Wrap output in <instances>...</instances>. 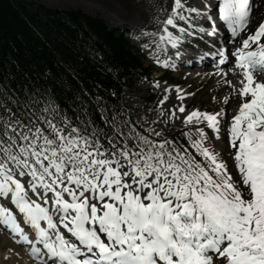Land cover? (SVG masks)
Returning a JSON list of instances; mask_svg holds the SVG:
<instances>
[{
  "label": "snow or ice",
  "instance_id": "snow-or-ice-1",
  "mask_svg": "<svg viewBox=\"0 0 264 264\" xmlns=\"http://www.w3.org/2000/svg\"><path fill=\"white\" fill-rule=\"evenodd\" d=\"M261 3L220 0L227 39L235 42ZM211 10L207 3L201 9L173 0L157 21L161 31L150 33L158 38L152 43L171 45L180 57L188 36H218L214 25L209 31L200 24L212 20ZM262 37L264 21L235 49L227 71L219 67L230 63L222 41L198 57H210L222 78L229 71L242 77L234 91L247 99L230 122L223 110L185 113L183 103L165 110L171 86L164 89L153 123L203 124L211 136L205 127L182 133L194 152L163 136V129L137 131L122 112L109 113L99 96L93 99L103 127L79 96L80 112L70 116L50 85L26 86L22 96L3 87L0 228L27 247L36 264H264V79L254 75L264 73ZM155 61L175 67L159 56Z\"/></svg>",
  "mask_w": 264,
  "mask_h": 264
},
{
  "label": "trees",
  "instance_id": "trees-1",
  "mask_svg": "<svg viewBox=\"0 0 264 264\" xmlns=\"http://www.w3.org/2000/svg\"><path fill=\"white\" fill-rule=\"evenodd\" d=\"M142 64L123 35L99 18L74 17L29 0H0V91L7 87L22 96L26 86L50 85L70 116L80 112L79 96L103 127L93 97L99 96L109 113H123L121 80L143 74Z\"/></svg>",
  "mask_w": 264,
  "mask_h": 264
},
{
  "label": "rangeland",
  "instance_id": "rangeland-1",
  "mask_svg": "<svg viewBox=\"0 0 264 264\" xmlns=\"http://www.w3.org/2000/svg\"><path fill=\"white\" fill-rule=\"evenodd\" d=\"M159 1L160 0H29V2L40 3L50 9H59L69 12L75 10L80 14L99 18L106 26L114 30L117 34L121 33L128 38L132 50L135 53H139L144 66H151L153 69L152 74L146 78H140L134 74L127 76L121 93V100L123 102L124 100H127V105L129 107H127L128 111H131L133 117L146 131L149 127L154 128L156 131H161V129H163V136L170 137L174 133L184 129L189 130L194 127H205L203 124H200L189 125L188 128H185L180 121L181 119H179V125L172 129H166L163 126V121L165 119L159 123H153V121H157L161 111V106L158 105V101L163 98L164 89L169 87V85L165 87V82L162 78H159L163 73V78L168 74L170 75V78H174V80L181 81L185 84V88H180L183 91L179 93V95L183 96V100L177 99V88L171 86V92L168 94L169 98L162 106L165 110L172 109L173 106H178L180 103H183L185 113L190 112L193 109H199L201 112L209 113L220 112L223 110L226 114L227 121L230 122L231 117L235 115L237 108L243 99L237 91H234V88L239 89L241 87L238 83L242 78L240 75L233 74L229 71L228 76L225 79L220 75H212L217 71V69L214 68L201 69L202 67L198 66H193V68L184 67V70L188 73L178 71L173 67L165 68L156 63L155 57L152 55L153 53H151L152 50L150 49V46L148 47V50L145 46L146 44L139 38V35L145 30V24L142 19L138 20L137 12L143 13V15L146 13L148 14L150 9L154 7L155 4H158ZM194 1H196L197 7L201 8L202 0ZM172 2L173 0H168V14L172 7ZM185 4L187 7L193 6L187 5L186 2ZM164 8H166V6ZM165 11L166 10H162V16L160 15L161 17H157V20L153 25V32L161 31L162 25L156 29L158 26L157 21L162 22L166 18L168 14L166 13V16L164 17L163 13ZM260 21H264V6L259 10V13H254L253 23L252 25H249L246 32H250V30ZM178 23L188 27L187 22L178 21ZM204 23L205 21H200V24L205 28ZM170 30L174 32L178 31L172 29L171 26ZM189 30L198 32V28H189ZM152 39H154L153 36ZM199 41L201 43L203 42V39L200 38V34L196 36H188L183 40L181 45H179L182 53L180 57L188 59L195 56L193 53L197 52L200 48ZM158 51H160V49H158ZM169 53L171 55L173 51H169ZM169 53L167 54L169 55ZM162 54H165V52ZM236 72L239 73V69H237ZM225 80H230L232 84H226ZM156 81L159 82V87L156 86ZM184 93H190L191 95L184 96ZM225 97H228L227 102L225 101ZM182 115L183 114L177 113L178 117ZM23 253L24 250L17 247L8 234L6 235L4 232L0 231V264H32L24 260L22 257Z\"/></svg>",
  "mask_w": 264,
  "mask_h": 264
},
{
  "label": "bare ground",
  "instance_id": "bare-ground-1",
  "mask_svg": "<svg viewBox=\"0 0 264 264\" xmlns=\"http://www.w3.org/2000/svg\"><path fill=\"white\" fill-rule=\"evenodd\" d=\"M185 2L187 3V5H193L191 7H195L196 5V1L194 0H185ZM154 3V2H153ZM157 3V2H156ZM148 4V3H147ZM136 5V4H135ZM154 5V4H153ZM166 6V8H164ZM264 6V3H261L260 7L258 9L255 10L256 14L259 13V10ZM164 8V9H163ZM162 10H166L163 14H164V17L166 16V13L168 14V0H160L158 2V4H155L154 7H152L149 11V13L143 15V13H140V12H137L138 14V20L139 19H142L144 21V24H145V30L143 31L144 33H149L148 35H144V34H140L139 35V38L142 40V42H144L146 45H151L150 46V49L152 50V52H156L157 53H164V51L161 50V48H164L165 45L161 42V48H157L155 44H153L152 42L154 40H157L158 38L153 36V35H150V33H153V25L154 23L156 22L157 20V17L160 16L162 14ZM254 12V13H255ZM162 16V15H161ZM160 16V17H161ZM158 26L156 27V29H158V27L161 25L159 22L157 23ZM141 25V24H140ZM152 36L154 37V39H152ZM166 48H167V53H169V51L171 52L172 49L166 45ZM158 49H160V51H158ZM174 50V49H173ZM170 55V53H169ZM216 75V74H215ZM258 75V74H257ZM226 79V78H225ZM123 102V101H122ZM124 103L125 105H127V100H124ZM181 121V120H180ZM179 119H174V120H169V119H165L163 121L164 123V127L167 129H172L176 126L179 125L178 122H180ZM6 239V238H5ZM17 251V250H16ZM18 252V251H17ZM24 254V255H23ZM22 254V257L24 258V260L28 263H33L29 257L23 253ZM33 264H36V263H33Z\"/></svg>",
  "mask_w": 264,
  "mask_h": 264
},
{
  "label": "water",
  "instance_id": "water-1",
  "mask_svg": "<svg viewBox=\"0 0 264 264\" xmlns=\"http://www.w3.org/2000/svg\"><path fill=\"white\" fill-rule=\"evenodd\" d=\"M72 15H73V16H77V11L72 10Z\"/></svg>",
  "mask_w": 264,
  "mask_h": 264
}]
</instances>
